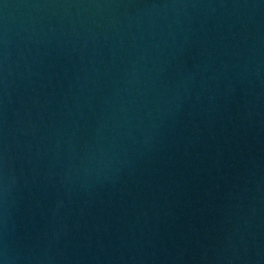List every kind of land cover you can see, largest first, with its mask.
<instances>
[{
    "label": "water",
    "instance_id": "95a60500",
    "mask_svg": "<svg viewBox=\"0 0 264 264\" xmlns=\"http://www.w3.org/2000/svg\"><path fill=\"white\" fill-rule=\"evenodd\" d=\"M0 264H264V0H0Z\"/></svg>",
    "mask_w": 264,
    "mask_h": 264
}]
</instances>
